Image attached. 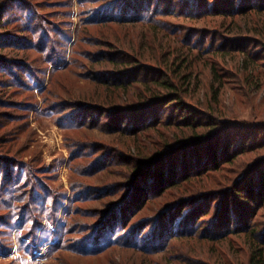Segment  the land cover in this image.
Wrapping results in <instances>:
<instances>
[{"label":"rangeland","instance_id":"374dc122","mask_svg":"<svg viewBox=\"0 0 264 264\" xmlns=\"http://www.w3.org/2000/svg\"><path fill=\"white\" fill-rule=\"evenodd\" d=\"M246 5L0 0V264H250L264 10L229 14ZM178 223L196 234L160 239Z\"/></svg>","mask_w":264,"mask_h":264},{"label":"trees","instance_id":"16d2710c","mask_svg":"<svg viewBox=\"0 0 264 264\" xmlns=\"http://www.w3.org/2000/svg\"><path fill=\"white\" fill-rule=\"evenodd\" d=\"M252 1H254V0H246V4L247 5L245 7H236V8L233 7V8H231V10H230L231 12L229 14L230 15H233L234 13L235 14H239L240 12H237V11H250V10H257V9H262V8L264 10V0H262V3L261 4H260V2H257L258 4H253ZM243 2H245V0H243ZM129 3H131V2H129ZM142 3L143 2H140V4H142ZM229 5H230V7L232 6V4H230V3H229ZM226 9H229V8H226ZM223 11H226V10H223ZM3 15H4V12L2 14H0V16L2 18H3ZM2 18H0V26L2 25V23L8 22V18H5L4 20ZM10 41H11V36L3 37V40H0V48L9 47L10 44H8V42H10ZM3 60L4 59L0 56V66L2 65ZM164 82H165V85H167V87L169 89L168 95H173V96H171L172 99H170V100L171 101H178V103H181L180 105L184 107L185 106V102L183 101L184 96H182L183 90L182 91L181 90L178 91L177 88L174 87V85H172L169 80L164 81ZM155 118H156V115H155ZM155 118L150 119L149 122H146V125L148 123H149L148 125H150L151 122ZM180 120H184V118H180ZM157 122H161V120H160L159 117H157L153 123H157ZM148 125H147V127H148ZM234 150L237 151L238 148L236 147ZM217 151H218L217 149L216 150H213V156H214V163L215 164H219L223 160V158H224V157L223 158L218 157ZM226 154H228V153H226ZM162 155L163 154L157 155L155 158H158V157H160ZM200 162L201 161H199L198 168H196L197 172H195V173L193 171H190V169H184V170H181V172H180V174L178 176L177 173H175L176 171L174 169V172L172 173V175L168 179L169 182L170 183L175 182V180H177L176 179L177 176H178V179L184 178L186 180H189V179H191V176L193 174L196 175V176L197 175L198 176L199 175H202L204 172H206L210 168V165L207 164L205 167H201L200 168ZM4 172H5V170L3 171V174H4ZM254 175L253 176H251V175L248 176V182H249V185L251 186L252 191H254V193H255V190H253L255 188V182H254V179H253ZM256 175H258L256 179H258L259 182H260V184H261V193H264V166H262V167H260L258 169V173ZM161 182H163V180H161ZM158 187H162L161 189H163L165 187V185H163V183H161V184H159ZM238 195H240V194L238 193ZM230 198H231V196H230ZM227 199L228 198H226V200ZM228 201H230V199H228ZM204 208H206V207H203V208H200L199 207V210L202 211ZM193 211L195 213V210H192L191 212H193ZM207 212L210 213V208H208V210L205 213H207ZM227 216L228 215H226L224 217L225 219L223 220V222L225 224L227 222V218H228ZM169 220L172 221L173 220V217H171V218L169 217ZM179 223L176 225V227L174 226V227L171 228V226H169V227L165 228L166 230H164V231H166V232L162 234L163 236H161L160 239L161 240H164V241H167L169 239V240L172 241V239L177 238L179 236H181V237H184V236H193L194 234H196L191 229H188L187 231H184L182 229H179ZM230 227L231 226H228L224 230H226L229 233H231L230 232V229H231ZM220 228H221V226H220ZM159 232H160V230L158 229V233ZM215 232H213V233H215ZM260 233L261 232H259L258 234H256V231H254L253 234H251V236H247L250 239L251 244H252V246L254 248V250L251 252V254L249 256L250 264H264V235H261ZM218 234H220V232H218ZM218 234L215 237H213V235L212 236H204V237H207V238H211L212 239V238H222V237H226L227 236V234H220V235H218ZM169 243H168V245H169ZM142 246L144 247L143 244H142ZM142 246H139V244H137V247L138 248H140ZM144 249H146V248H144Z\"/></svg>","mask_w":264,"mask_h":264}]
</instances>
